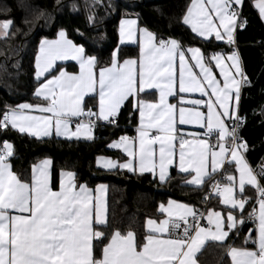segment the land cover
<instances>
[{
  "label": "snow or ice",
  "instance_id": "1",
  "mask_svg": "<svg viewBox=\"0 0 264 264\" xmlns=\"http://www.w3.org/2000/svg\"><path fill=\"white\" fill-rule=\"evenodd\" d=\"M96 5L107 6L103 0H94ZM242 5L243 0H190L181 17L205 42L231 46L226 56L158 37L148 28L134 27L137 21L129 19L120 22V38L122 43L136 41L138 56L121 59L118 48L102 64L61 29L57 39L40 41L33 93L38 102L0 110V131L37 138L55 132L57 137L93 140L99 122L118 127L122 107L130 104V116L138 113L136 135H121L107 145L122 150L127 159L98 156L97 167L151 173L164 183L175 166L190 177L185 184L208 186L202 204L207 205L214 194L224 211L211 207L201 211L194 204L169 199L167 205L158 206L164 219L147 218L142 234L122 232L108 219L101 196L105 185L92 189L77 183L74 172L61 170L59 190H53L52 161L47 158L32 165L30 177L21 178L11 163L14 146L4 140L0 142V264H202L198 254L206 241L225 245L229 233L246 218L253 228L244 236L243 246L227 245V255L231 264H264V158L253 168L245 156L247 141L240 136L247 121L240 115L241 90L251 86L235 48V31L247 23L241 20ZM253 6L264 21V0H253ZM43 15L41 11L36 19ZM93 19L89 16V21ZM13 26V19H0V37L16 35L20 29L12 32ZM66 60L76 61L79 71L68 72L57 64ZM213 62L222 79L214 74ZM151 89L158 99L145 98ZM191 93L201 98L188 99L186 94ZM177 96L178 104L169 102V97ZM188 124L203 131L189 140L178 127ZM233 165L234 172L229 171ZM249 187L254 196L246 195Z\"/></svg>",
  "mask_w": 264,
  "mask_h": 264
},
{
  "label": "trees",
  "instance_id": "2",
  "mask_svg": "<svg viewBox=\"0 0 264 264\" xmlns=\"http://www.w3.org/2000/svg\"><path fill=\"white\" fill-rule=\"evenodd\" d=\"M250 1L245 0L240 10L242 20H246L244 8ZM189 3L190 0H103L107 6H93L94 0H0V19H13L12 32L20 29L14 36L0 38V110L5 105L15 107L20 103L38 102L33 96L37 86L34 61L38 45L42 39L55 37L61 29L66 30L67 37L75 44L84 46L87 54L96 55L102 64L108 62L111 53L118 48L121 59L138 56L137 47L119 46L118 43V23L125 15H135L140 26L158 37L176 38L185 47H200L208 54L231 51L228 44L216 41L209 44L196 37L181 22ZM41 11L44 15L36 19ZM89 16L94 17L93 21H89ZM25 20L30 23L25 24ZM246 21V26L237 34L243 32L254 37L250 44L237 43L235 47L241 54L246 50L251 52L252 59L259 61L258 69L263 78L264 41L255 38L262 31L261 24L255 12H251ZM64 67L76 70L75 65ZM130 110V104L123 106L119 126L98 127L93 140H68L56 136L36 139L8 130L0 131V142L7 140L13 144L15 154L11 163L21 178L30 177L32 165L47 158L52 161L51 175L55 184L60 171L65 170L76 174L77 183H86L92 189L99 184L106 185L107 214L112 227L122 232L131 229L142 234L146 219H159L158 206L169 199L202 208L201 198L206 194L207 185L191 187L184 183L187 175L175 169L171 170L170 178L164 184H159L149 174L98 169L95 165L98 156L124 160L121 153L110 150L107 145L121 135L134 134L137 113L133 111L130 116ZM240 135L248 144L246 154L261 158L264 153V106L254 119L244 124ZM246 195L254 196V190L247 188ZM217 199L212 197L207 207L219 208ZM246 207L251 210V204ZM250 228L253 224L246 218L244 224L229 233L225 245L208 242L198 254L202 264H230L227 245L243 246V238Z\"/></svg>",
  "mask_w": 264,
  "mask_h": 264
},
{
  "label": "crops",
  "instance_id": "3",
  "mask_svg": "<svg viewBox=\"0 0 264 264\" xmlns=\"http://www.w3.org/2000/svg\"><path fill=\"white\" fill-rule=\"evenodd\" d=\"M244 2H245V0H243V5L240 8V10L243 8ZM244 9H245L244 10L245 11L244 12V14H245L244 17L246 18V20L248 19V17L251 14V12H255V14H256V16L258 18V21L261 24V28H262L261 33L260 34H256L255 35L256 36L255 38L258 41H261V40L264 41V21H262L260 19L258 10L253 6V0H251L250 2H248V4L245 6ZM129 19H133V20H136L137 21V25L134 26V27H137L138 26L140 28H144V27H142V26L139 25L138 19H137V17L135 15H125V16H123L120 19L119 23H118V43H119V46H134V47H137L138 54H139V45H138V43L136 41L125 40L123 43L121 42V38H120V22H121V20H129ZM185 26L190 29L189 26H187V25H185ZM242 30L243 29H241V28H237L236 31H235V46H236L237 43L238 44L240 43V44H244V45L247 44L248 45V44H250V42L252 41V39L254 37V36H250L248 33H243V32L240 33V34H237V32L242 31ZM190 31H191V29H190ZM0 38H3V37H0ZM57 38H58V32L55 35V37H53L51 39H46V40H55ZM216 42H218V43H225L223 41H216ZM39 45H40V42H39ZM39 45H38L37 53L39 51ZM37 53H36V55H37ZM224 54L226 56L228 53H224ZM239 55L241 57L243 69H244V71L246 72V74L248 75V77L251 80V86H244L242 88V90H241L242 91V98H241V101H240V115L246 116L247 117V121H248V120L254 119V117L259 113V111L261 110V108L264 106V80H263L264 77L261 78L262 75H261V73L259 72V69H258L259 61L258 60L254 61L252 59L253 57L251 55V52H249V51L246 50L242 54L239 52ZM57 64L59 66H62L68 72H78L79 71V65L77 64L76 61H73V60L58 61ZM64 65H75L76 70H74V71L68 70V69H66L64 67ZM34 70H35V61H34ZM196 71H198V69ZM213 71H214V74L218 78L222 79L220 77V75H219V71L220 70L218 68H215L214 62H213ZM148 92H149V95L147 97H145L146 99H149V100L158 99V93L156 92L155 89L148 90ZM186 96H187L188 99H199V98H201L199 93L186 94ZM205 99H207V97H205ZM169 102L170 103H173V104H178L179 97L178 96L177 97H169ZM184 106L185 107H191L188 104H185ZM201 110H203V109H201ZM35 114H38V113H35ZM137 123H138V113H137L136 126H137ZM71 126H72V128L74 130L75 124L72 123ZM136 126L134 127V134L132 136H129V137H134L136 135V132H135ZM178 127L180 129H182L183 134L185 135V138H187L189 140H191L195 134L201 133L203 131V129H201L198 125H193V124L182 125V126H178ZM13 131H15V130H13ZM16 132H18V131H16ZM25 135L30 136L27 133H25ZM51 136H56L55 135V132H53V134ZM51 136H49V137H51ZM30 137H33V138H36V139L48 138V137L37 138L35 136H30ZM59 138L68 139L66 137H59ZM72 139H77V138L73 137V138L68 139V140H72ZM79 139L80 140H85V141L89 140V139H87L85 137H80ZM110 150L118 151L119 153H121L122 156H124V159H127L126 155L122 152V150H120V149H110ZM245 156H246V159L248 160L249 164L253 168L259 163L260 158L257 159L252 154L251 155H247L246 153H245ZM103 157H105V156H103ZM38 163H36V164H38ZM95 165H96V163H95ZM225 166H227V165H225ZM96 167H97V165H96ZM97 168L100 169V170H103V171H109V170H105V169L100 168V167H97ZM172 169H175L177 172H179L178 169L175 166H173V167H171L169 169V173L171 172ZM229 170L234 172V165L231 168H229ZM121 171H124V172L129 173L127 170H121ZM50 174H51V167H50ZM130 174H133V173H130ZM137 174H139V173H137ZM144 174H149L151 177H153L151 173H144ZM181 174H184V173H181ZM184 175H186V174H184ZM236 175L238 176V174H236ZM187 179H190V177L187 176ZM155 180L159 184H164L165 183V182L164 183H161L158 179H155ZM51 186H52L53 190H59V175L57 177L56 184L53 183V181H52V175H51ZM189 186L196 187V186H192V185H189ZM95 188H93V189H95ZM105 188H106V190L103 193H101V196H102V198H103V200L105 201V204H106V196H107L106 195L107 194V187H106V185H105ZM93 195H95V192L93 193ZM167 202H168V200L165 203H163V204L167 205ZM217 205L219 206V208H216L215 206H211V208H215L216 210H219V211H222L223 212L224 211V206H222V205L219 204V198L217 199ZM106 208H107V204H106ZM159 214H160V218L159 219H155L157 221H159L160 219H164L165 218V215L164 214H161V213H159ZM145 224H146V221H145ZM208 242H213V241H211V240L206 241L205 245ZM217 243H219V242H217ZM228 258H229V261H230V264H231V258L229 256H228Z\"/></svg>",
  "mask_w": 264,
  "mask_h": 264
},
{
  "label": "built area",
  "instance_id": "4",
  "mask_svg": "<svg viewBox=\"0 0 264 264\" xmlns=\"http://www.w3.org/2000/svg\"><path fill=\"white\" fill-rule=\"evenodd\" d=\"M242 20V19H241ZM243 21V20H242ZM76 123V121H73V124H75ZM101 126H107L104 122H99L98 124H97V127L93 130V134H94V132L98 129V127H101ZM243 128V127H242ZM242 128H241V130H242ZM241 130H240V132H241ZM241 136V135H240ZM2 141H4V140H2ZM1 141V142H2ZM214 142V141H213ZM262 158H264V153H263V156L260 158V160H259V163L258 164H260L261 163V160H262ZM257 164V165H258ZM257 165L254 167V168H256L257 167ZM217 178H219V176H217ZM209 191V188H208V186H207V190H206V193ZM212 197H217L216 195H212L211 196V198ZM209 203V202H208ZM208 205V204H207ZM207 205H203V207L202 208H200V210L201 211H204L205 210V208L207 207ZM205 226H207V222L206 221H203L202 222Z\"/></svg>",
  "mask_w": 264,
  "mask_h": 264
},
{
  "label": "water",
  "instance_id": "5",
  "mask_svg": "<svg viewBox=\"0 0 264 264\" xmlns=\"http://www.w3.org/2000/svg\"><path fill=\"white\" fill-rule=\"evenodd\" d=\"M85 141V140H84ZM163 190H158V192H162Z\"/></svg>",
  "mask_w": 264,
  "mask_h": 264
}]
</instances>
